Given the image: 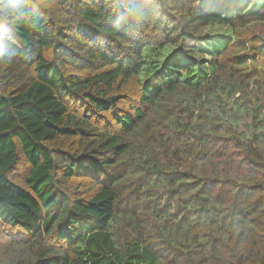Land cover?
<instances>
[{
  "label": "trees",
  "instance_id": "16d2710c",
  "mask_svg": "<svg viewBox=\"0 0 264 264\" xmlns=\"http://www.w3.org/2000/svg\"><path fill=\"white\" fill-rule=\"evenodd\" d=\"M263 2L0 0V264H264Z\"/></svg>",
  "mask_w": 264,
  "mask_h": 264
},
{
  "label": "clouds",
  "instance_id": "9594fccd",
  "mask_svg": "<svg viewBox=\"0 0 264 264\" xmlns=\"http://www.w3.org/2000/svg\"><path fill=\"white\" fill-rule=\"evenodd\" d=\"M20 14L21 12L18 11L15 4H12L10 7H0V23L14 25L19 19Z\"/></svg>",
  "mask_w": 264,
  "mask_h": 264
},
{
  "label": "rangeland",
  "instance_id": "374dc122",
  "mask_svg": "<svg viewBox=\"0 0 264 264\" xmlns=\"http://www.w3.org/2000/svg\"><path fill=\"white\" fill-rule=\"evenodd\" d=\"M263 4H264V2H263ZM263 4H261L260 6H262ZM260 6H258V7H260ZM258 7H257V8H258ZM23 167H24V166H23ZM22 169H23V168H22ZM19 171H20V169H19Z\"/></svg>",
  "mask_w": 264,
  "mask_h": 264
}]
</instances>
